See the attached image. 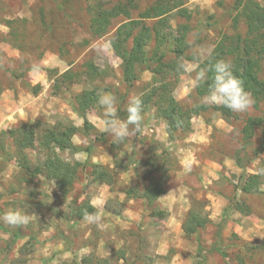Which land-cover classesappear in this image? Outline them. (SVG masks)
<instances>
[{"label":"rangeland","instance_id":"rangeland-1","mask_svg":"<svg viewBox=\"0 0 264 264\" xmlns=\"http://www.w3.org/2000/svg\"><path fill=\"white\" fill-rule=\"evenodd\" d=\"M127 1L0 0V216L19 209L33 214L20 228L0 220V264H80L85 258L92 264H264V197L241 191L253 182L264 193V174L258 172L264 167V101L225 119L212 109L215 105L202 104L196 90L186 94L190 77L182 73L169 81L175 102L183 111L208 109L190 115V129L169 139L165 121L151 105L142 112L141 130L121 143L101 131L105 117L97 103L85 114L88 138L72 139L82 152L56 151L65 164L79 165L66 196L54 180L30 175L46 155L37 142L34 150L24 152L25 163L13 139L3 135L26 125L39 137L56 124L66 127L76 121L82 130V119L69 117L84 93L114 94L123 120L130 96L142 98L159 88L152 75L156 60L163 56V64L175 62L170 46L178 32L185 34L183 55L189 61L201 48L215 49L222 42L235 48L231 62L242 57L238 49L250 36L242 6L257 5L264 11V0H186V13L169 14L163 27L145 21L146 28L157 30L159 45L148 44L149 61L136 68L137 80L129 88L111 46L126 18L111 21L102 37L90 31L94 13ZM155 1H134L137 9L131 19L137 20ZM259 34L263 48L264 31ZM251 57L260 58L257 53ZM257 75L264 80V56ZM25 84L39 85V95L33 97ZM249 120L259 126L245 138ZM93 166L109 173L110 185L95 181ZM156 186L164 194L152 207L138 199L145 188ZM87 203L100 212L101 227L83 219L75 223V209ZM190 211L210 224L185 238L182 224ZM215 243L223 255H197L198 245L208 250Z\"/></svg>","mask_w":264,"mask_h":264},{"label":"trees","instance_id":"trees-1","mask_svg":"<svg viewBox=\"0 0 264 264\" xmlns=\"http://www.w3.org/2000/svg\"><path fill=\"white\" fill-rule=\"evenodd\" d=\"M134 1L137 0H128L125 5L116 7L111 11L98 10L93 14L90 29L94 36L102 37L107 33L108 28L111 26V21L120 16L126 18L127 22L117 29L116 39L111 43V46L122 62V82L129 88L132 87L133 83L137 80L136 68L147 65V62L149 61L146 52L148 44L154 42L156 48L159 45V34L157 33V30H155V28H146L143 23L145 21L155 20L157 21L156 25L163 27L166 22V17L169 14L174 12L177 15H183L186 13V10L183 8L186 0H156L152 6L138 14L137 20H132L131 12L137 9ZM239 1L240 0H237V2ZM242 8V16L246 21L247 34L250 36L244 40L245 42L242 44L243 46L239 45V47L242 46L238 49L240 53H242V57H237L235 60H231V65L234 74L244 81V88L253 97L255 101L254 107L256 108L259 102L264 101V80H260L257 75L259 59L264 56V47L262 48L259 44L260 39L262 38L259 33L264 31V11L257 5L249 6L246 4L244 7L242 6ZM10 25L11 23L8 24V28ZM177 35L178 37L172 40L170 46V54L175 57V62L165 65L161 62L163 56H160L156 60L158 66L154 68L152 75L153 81L156 82V86L159 88L153 89L151 94L149 93L147 96L141 98L143 102V110L148 109L151 105L158 110L160 117L166 123V130L169 139H172L178 132H186L190 129V115L208 109L205 106H199L191 111H183L172 97V84L169 81L173 78H176L177 80L178 76L182 74L177 72L173 75L172 72L177 70V61L180 57H184L183 53L185 51V34L178 32ZM129 44L130 48H128ZM257 49L258 52H256ZM234 50V47L227 48L222 42H220L214 49V57L229 61V57H231V59L235 58ZM253 53H257L260 58L253 59L251 57ZM208 77L209 79L205 85L196 89L197 94L200 95V97L207 93V85L211 82L212 77L211 72L208 73ZM25 87L33 97H37L41 90L39 85L30 86L25 84ZM97 103L98 97L94 96V94L84 93L76 98L74 112L83 121L82 130L71 124L66 127L61 124H56V127H54L53 130L44 132L39 137H36L32 128L25 125L16 129V132L9 131L3 134L8 135L13 139L15 152L25 163L27 162V159L24 156V152L27 150H34L36 148L35 143H38V147L41 151L45 152L46 155L44 161L37 166L30 175L33 178L44 175L47 179L54 180L56 189L62 196H66L71 190L77 178V167H79V165L69 166L65 164L56 156V151H68L72 153L82 152L80 148L73 145L72 139L75 135L88 138L86 131H89L91 128L85 118V114L90 107ZM212 109L220 113L225 119L233 117L232 111L225 107L213 106ZM258 123L259 122L254 120H249L247 122L244 129L245 138H247L248 135L252 136V130L259 126ZM22 166V169L29 171V168L24 165ZM92 175L95 178V181L99 184H111V176L100 166L92 167ZM255 180L256 178L252 179V181ZM252 183L244 186L241 189L242 193L247 195L255 193L264 197V193L256 191V187H254ZM163 194L164 192L161 186L148 187L143 190L141 195L138 196V199L146 202L148 206L152 207L155 201H157ZM238 209V211L243 212V209L245 208L243 206V208ZM85 210L88 212H96L89 203L82 204L75 209L74 218L78 221L82 220ZM209 224L210 222L208 219H203L198 213L190 211L182 224V232L184 233L185 238H190ZM203 253H217L223 255L222 249L218 247L216 243L208 250H204L201 245H198L197 255L201 256ZM121 260L123 261L124 259L122 258ZM80 264H92V262L85 258L80 261ZM95 264L109 263L105 260H95Z\"/></svg>","mask_w":264,"mask_h":264},{"label":"clouds","instance_id":"clouds-1","mask_svg":"<svg viewBox=\"0 0 264 264\" xmlns=\"http://www.w3.org/2000/svg\"><path fill=\"white\" fill-rule=\"evenodd\" d=\"M195 36L193 37V42ZM203 65V66H202ZM177 71L187 74L190 79L187 82L186 94L201 88L208 81V73H212L211 82L207 85V94L201 98L202 104L206 106H221L232 112L243 113L255 103L253 97L244 88V81L237 77L231 62L225 59L214 57V48L208 46L201 48L198 54L189 61L180 57L177 61ZM98 103L104 110L102 132L109 133L115 143L123 142L130 134L138 133L141 130L143 120L142 99L138 95L129 97L126 107L127 116L120 119L118 115V99L108 92L98 95ZM190 171V164H186ZM258 172L264 174V167L258 168ZM31 215L26 209L13 210L0 216L4 223L17 228L25 227L30 223ZM83 219L89 224L101 227L102 219L100 212L84 211Z\"/></svg>","mask_w":264,"mask_h":264},{"label":"crops","instance_id":"crops-1","mask_svg":"<svg viewBox=\"0 0 264 264\" xmlns=\"http://www.w3.org/2000/svg\"><path fill=\"white\" fill-rule=\"evenodd\" d=\"M75 113H71L70 117H69V120L72 121V119H75L76 118V115H74ZM74 127L78 128L79 127V123L77 124V121L73 124ZM77 135H75L73 138H75ZM73 143V142H72ZM91 206L96 210L98 211L97 207L95 206L94 203H91ZM84 220V219H83ZM82 221V220H81ZM79 221H75V223H77Z\"/></svg>","mask_w":264,"mask_h":264}]
</instances>
